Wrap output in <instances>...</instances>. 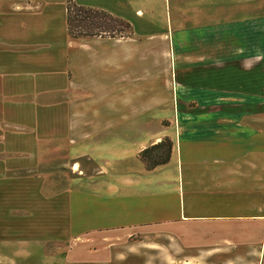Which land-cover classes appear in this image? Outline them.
Listing matches in <instances>:
<instances>
[{"label": "crops", "instance_id": "crops-1", "mask_svg": "<svg viewBox=\"0 0 264 264\" xmlns=\"http://www.w3.org/2000/svg\"><path fill=\"white\" fill-rule=\"evenodd\" d=\"M95 2L133 34L74 38L65 0H0V162L11 139L13 160L60 145L74 174L48 196L0 179V204L77 239L78 264H264V0Z\"/></svg>", "mask_w": 264, "mask_h": 264}, {"label": "rangeland", "instance_id": "rangeland-1", "mask_svg": "<svg viewBox=\"0 0 264 264\" xmlns=\"http://www.w3.org/2000/svg\"><path fill=\"white\" fill-rule=\"evenodd\" d=\"M76 1V0H75ZM78 4L87 6L97 5L95 0H77ZM157 8V7H156ZM133 28V27H132ZM12 128L0 130L9 134ZM18 131V130H16ZM21 132H29L28 129H20ZM168 136V135H167ZM11 139L7 146L12 150ZM40 154L37 160L30 158L27 153H15L7 149L4 157L6 165L0 162V179L5 181H20L25 177L36 176L41 182L43 196L54 194L66 186L69 179L74 177L68 167L60 164L63 158L62 148L55 146V149H48L47 145L41 144ZM12 157V158H11ZM2 160V156H0ZM63 163V162H62ZM20 164L19 166H15ZM32 179V178H31ZM3 196V194H2ZM7 200V195L5 197ZM15 204H0V264H78V240L60 239V234L51 231L46 225L45 219L38 215H32L25 211L13 210ZM12 206V207H11ZM18 211V212H17ZM110 243L113 240L105 238ZM92 252L91 251H83Z\"/></svg>", "mask_w": 264, "mask_h": 264}, {"label": "trees", "instance_id": "trees-1", "mask_svg": "<svg viewBox=\"0 0 264 264\" xmlns=\"http://www.w3.org/2000/svg\"><path fill=\"white\" fill-rule=\"evenodd\" d=\"M67 33L74 38L90 36L125 37L133 34L129 21L105 9L78 4L75 0H65ZM172 139L162 137L138 153L147 169H153L169 160Z\"/></svg>", "mask_w": 264, "mask_h": 264}]
</instances>
